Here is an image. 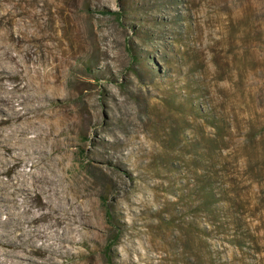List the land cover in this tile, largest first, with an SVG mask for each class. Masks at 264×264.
Instances as JSON below:
<instances>
[{
    "label": "rangeland",
    "instance_id": "obj_1",
    "mask_svg": "<svg viewBox=\"0 0 264 264\" xmlns=\"http://www.w3.org/2000/svg\"><path fill=\"white\" fill-rule=\"evenodd\" d=\"M0 264H264V0H0Z\"/></svg>",
    "mask_w": 264,
    "mask_h": 264
},
{
    "label": "trees",
    "instance_id": "obj_2",
    "mask_svg": "<svg viewBox=\"0 0 264 264\" xmlns=\"http://www.w3.org/2000/svg\"><path fill=\"white\" fill-rule=\"evenodd\" d=\"M115 14H119V12H115ZM132 58H133V61L135 63H138L141 60L139 54L136 53V51H134V50L132 51ZM202 194H203L202 206L204 207V211L210 212V214H212L213 219H214L213 220V224H214V222H216V220H218V219H216L218 215H217L216 207H215L218 200L215 197V193L213 192V190L209 188L208 184H205L202 187ZM107 213H108V210H107Z\"/></svg>",
    "mask_w": 264,
    "mask_h": 264
}]
</instances>
